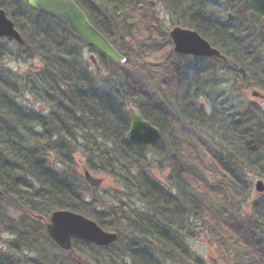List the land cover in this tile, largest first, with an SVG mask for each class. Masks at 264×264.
<instances>
[{"label":"trees","instance_id":"obj_1","mask_svg":"<svg viewBox=\"0 0 264 264\" xmlns=\"http://www.w3.org/2000/svg\"><path fill=\"white\" fill-rule=\"evenodd\" d=\"M76 1L124 53L114 33L139 29L138 4ZM169 1L186 14L197 4L209 5L206 0ZM0 7L23 37L22 43L10 38L0 42V202L7 204L0 207V241L5 233L15 237L0 247V264H66L59 254H50L47 247L56 244L42 225L59 209L83 214L119 233L115 247L121 245V253L109 251L114 245L74 240L69 253L78 264H87L79 260L84 256L80 246L87 254L103 251L110 258L107 264H205L192 253L188 240L208 232L227 255L246 264H264V237L256 226L264 220V199L253 203L247 216L252 222L238 213L255 188L254 178L264 179V104L251 102L236 110L230 101L211 97L202 103L207 85L197 76L199 86L179 79L181 85H175L166 103L154 101L126 74H117V84L110 86V80L99 81L84 60L88 46L70 27L23 0H0ZM193 13L187 16L188 28L240 65L232 71L246 88L264 92V60L242 40L244 33ZM140 51L158 61L167 54L162 41H145ZM18 53L32 64L33 73L22 75L5 65ZM98 55L102 67L122 66ZM132 103L162 131L150 149L126 140ZM205 150L215 160L212 182L194 164ZM154 163L167 175L166 185L152 175ZM81 166L93 175L113 178L115 187L104 192L86 182L82 173L83 181L74 178L73 171ZM116 191L119 197L113 195ZM10 208L22 218L12 217ZM99 260L94 263L104 264Z\"/></svg>","mask_w":264,"mask_h":264},{"label":"rangeland","instance_id":"obj_2","mask_svg":"<svg viewBox=\"0 0 264 264\" xmlns=\"http://www.w3.org/2000/svg\"><path fill=\"white\" fill-rule=\"evenodd\" d=\"M23 1L28 2L29 0ZM132 1L135 4L137 3L139 10H141L139 11V14L142 18V22L139 29L137 30V28L125 27L126 29L122 28L119 30V32L114 33V39L118 43V46L123 49L124 53L127 51L129 54V56H126L123 53L127 57V61L123 64H120L122 66L115 67V69L107 65L108 68L102 67V71L97 72L93 63L88 58L91 52L97 53V51L90 50L89 47L83 50L84 60L89 63L91 70L95 75L98 76L99 81L102 82L105 80H110L109 84L112 86V84H117L118 82V78L116 77L117 74H126L129 75L133 83L142 86V88L151 98L154 99V101L166 103L164 102L165 100H170L172 98L171 92L173 91L175 85H181V83H179V79H181L183 82L186 80H193L191 83H195L194 85H198L202 80L207 85H205L206 87L204 88L206 94L199 99L202 103L206 102L207 104L209 99L208 97H211L216 101L219 100L220 103L230 101L232 107H234L236 110H243L246 105L251 102H255L259 105L264 104V99L253 97V89L251 90L246 88L243 82L239 81V76H237V73L228 68L224 62L214 58L176 53L174 51L173 42L170 37V30L173 27L177 25L188 27L189 25L186 24L189 21L187 16L193 12L196 13L197 11L204 15V19H209L211 21L217 22V24L225 25L226 27H233L238 31L240 30L243 32L244 37L242 40L247 39L255 54L260 55L264 60V21L253 16L251 10L246 6L245 0H206L209 5L205 4V6H203L202 4H197L195 7L192 6L190 11H186L187 14L179 10L175 5H172L169 0ZM5 38L7 39V37H1L0 42L5 43ZM145 41H155L156 43L162 41L165 43L167 54L163 60L158 61L153 55L152 57H147V59L144 58L140 51V46ZM5 62V65L9 69L18 72L19 74H30L29 72L31 71L32 64L29 61L24 60L19 53L13 59L8 57ZM34 64L35 66L39 65L37 60ZM196 76L201 78V80L198 82L195 81L194 79ZM256 89L258 88L256 87ZM134 104L135 103H132L129 106L131 111L137 109ZM205 142H208L207 144L211 147L209 141ZM199 153L201 154V157L195 156L194 164H197L199 169L201 171L203 170L204 173L206 171V176H208L212 182L214 181L213 177L216 175L215 173L213 174L212 170L215 167V160L209 153V150H205L203 154L200 151ZM156 165V163L153 164L151 173L152 175L156 176L164 185H166L167 175H164L162 170L158 167V165ZM67 171L69 172V170ZM81 173L84 175V168H82V166L77 167L72 174L74 178H79L83 181L84 177ZM98 176L104 178V182L100 186L104 192L108 191L112 187H115L113 178H105V176L101 175ZM258 179L262 178L255 177L254 182H256ZM83 185L85 187V184ZM116 192L117 194L113 195L115 197H119V191ZM214 199H218V197L215 195ZM259 199H264V192H258L254 188L249 199L242 202L238 207V213L240 216H244L248 221L249 219L247 216H251L252 214V205L256 200ZM120 201H124V199H120ZM5 205H7L5 201L0 202V207H4ZM113 205L115 206V204ZM135 206L138 208V210H142L143 208L142 203L137 202ZM9 213L14 218H22V213L15 210L14 208H10ZM234 218L235 221H237V216L234 215ZM249 221L252 222L251 220ZM48 222L49 220H45L43 221L42 225L46 226ZM256 226L258 227L257 233L264 237V220H260L259 225ZM46 232L47 231L45 230V233ZM124 234L126 237H128L129 231H125ZM14 238L15 237L11 234H3L2 240L0 241V247L5 248V241L13 240ZM188 244L192 253L202 258L205 264H246L236 255H227L220 247L218 240L214 238L209 232L208 234H204L203 236L196 239H189ZM121 248V245H117L115 247L114 244L112 249H109V251L116 250L117 252L121 253ZM47 249L50 250V254L52 255L59 254L66 264H78V260L71 258L69 251H62L57 245L56 247L48 246ZM84 249L85 248L82 246L78 247V250H81L79 251L80 254L82 253V255H84L81 256L79 260H85L87 264H95L94 259L98 257L100 258L99 261L104 264H107L108 261H110L109 257L103 255V251H99L100 254L99 252H90L87 254L86 251H83ZM30 256L37 257L35 253L32 254L31 252ZM124 263L131 264L130 260H127Z\"/></svg>","mask_w":264,"mask_h":264},{"label":"water","instance_id":"obj_3","mask_svg":"<svg viewBox=\"0 0 264 264\" xmlns=\"http://www.w3.org/2000/svg\"><path fill=\"white\" fill-rule=\"evenodd\" d=\"M245 2L252 14L264 21V0H245ZM29 5L39 13L70 27L89 48L106 55L111 61L117 64H123L127 61V57L93 24L76 0H29ZM170 35L176 53L198 57H219L229 67L236 70L240 69L237 62L227 58L208 39L194 29L175 26L170 30ZM0 37H10L20 43L23 42V37L15 22L1 7ZM88 58L96 71L101 72L102 64L98 55L91 52ZM252 96L264 99V93L258 89L252 90ZM161 138V129L150 120L145 119L138 109H134L131 113V126L126 134V140L141 143L145 148L150 149ZM84 176L87 182L94 187H100L104 182L103 177L93 175L88 169H84ZM255 189L258 192H264L263 179H258L255 182ZM0 195H3L1 189ZM46 227L56 245L67 251L73 248L74 240L87 241L99 247L114 245L119 240L117 231L106 230L96 221L68 209L53 211Z\"/></svg>","mask_w":264,"mask_h":264},{"label":"flooded vegetation","instance_id":"obj_4","mask_svg":"<svg viewBox=\"0 0 264 264\" xmlns=\"http://www.w3.org/2000/svg\"><path fill=\"white\" fill-rule=\"evenodd\" d=\"M211 58H214V59H218V60H220L221 62H224L221 58H219V57H211ZM231 69V68H230Z\"/></svg>","mask_w":264,"mask_h":264}]
</instances>
